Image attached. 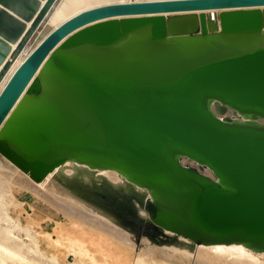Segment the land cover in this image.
Instances as JSON below:
<instances>
[{
	"label": "water",
	"instance_id": "water-1",
	"mask_svg": "<svg viewBox=\"0 0 264 264\" xmlns=\"http://www.w3.org/2000/svg\"><path fill=\"white\" fill-rule=\"evenodd\" d=\"M25 45L0 169L112 168L144 190L65 182L177 242L164 229L264 250V0H0V81Z\"/></svg>",
	"mask_w": 264,
	"mask_h": 264
},
{
	"label": "bare ground",
	"instance_id": "bare-ground-1",
	"mask_svg": "<svg viewBox=\"0 0 264 264\" xmlns=\"http://www.w3.org/2000/svg\"><path fill=\"white\" fill-rule=\"evenodd\" d=\"M41 2H43V0H41ZM201 10L204 12L217 11L216 9ZM192 11L198 12L199 10ZM25 24L27 26L29 21H26ZM56 25L57 23L53 26ZM9 46V51H11L10 49L15 46V42H11ZM28 50L29 46L25 45L20 49L18 55L14 57L0 81V88L17 64L27 54ZM8 54L9 52L4 55L0 62V67ZM38 70L39 69H36L33 73L28 83L14 101L10 110L18 103L20 98L27 93L30 82L38 75ZM10 110L8 112H10ZM67 175L75 177L76 175H79L85 181L88 178H92L91 175H94L97 178H101V180H108L116 185L123 181V184H129L132 188L135 186L139 190H144L142 187L131 184L115 169L90 167L85 163L73 159H65L62 163L54 166L48 171L45 176L39 180L40 182L38 181L39 184H37L41 187L38 188L39 194L37 196L40 197L41 200H45L53 209L52 213H42L45 217L44 221L49 222L48 224L51 225V228L47 227L46 224L39 226L41 224L38 223V221L31 219L29 213V215L25 214V216H21V221L23 223H21L20 227L23 229L24 227L28 229L34 228L33 235H29V243L8 236L0 227V250L16 258L24 257L25 255L27 257L26 259L31 260L32 262L29 264H97L99 261V255H93L89 252L102 253L109 259L117 258V261H120L119 259H121L123 263L125 262L124 264H128L127 262L130 263L129 256L131 251H133L130 250V248H133L131 244L133 238L129 236L127 231L123 230L118 225L113 219L114 217L111 218L108 214L96 207L86 204L74 191L62 186L63 183L60 180L67 179ZM12 184L21 185V183L16 180H13ZM31 196L33 200V195ZM32 200H25L27 201L24 203L26 204V207L27 203L32 202ZM27 209H29V207H27ZM57 210H60L61 212L59 213ZM0 214L3 215V212L0 211ZM15 215L20 219L19 211ZM53 229L62 235L63 238L56 240L55 238L57 236L53 233ZM164 230L168 235H174V237L180 242H192L188 237L167 229ZM53 236L55 237L54 239L52 238ZM193 243L195 245L193 250L187 248V246L181 247L183 248V251H181L180 248H171L168 250L165 248L140 249V254H138L140 261L137 263L148 262L150 260V263L156 264L158 263V257L161 256L166 258L168 255L175 254L177 257L180 255L178 257L179 259L189 261L191 264H264V250H254L237 242ZM28 245L29 247L31 246L35 248V255L27 253V251H29L27 248ZM87 247L89 249L88 251ZM5 255H0V264H22ZM141 259L145 261H142ZM107 261L109 262V260Z\"/></svg>",
	"mask_w": 264,
	"mask_h": 264
},
{
	"label": "rangeland",
	"instance_id": "rangeland-1",
	"mask_svg": "<svg viewBox=\"0 0 264 264\" xmlns=\"http://www.w3.org/2000/svg\"><path fill=\"white\" fill-rule=\"evenodd\" d=\"M0 174L4 177V181L0 182V211L3 212V215L0 214V227L2 230H4V232L8 236H11V237L15 238L16 240L21 239L22 241L29 243L28 238H29V235L30 236L33 235L34 228H31V229H28L25 227H24V229L21 228L20 225H21V223H23L21 221V216H25V214L29 213L30 215L29 214L28 215L31 219L38 221V223L41 224L39 226H43V224H46L47 227L51 228V225L48 224L49 222L44 221L45 217H44V215H42V213H44V212L46 214H49V212L52 213L53 209L45 200H41V198L37 196L39 194L38 188H41L40 185H37V184H39L38 182H32V181L29 182V180L24 179L23 177H21V175L16 174V172L5 171V170H3L2 167L0 169ZM91 176H92V178H88L85 181L79 175H76V177L72 176V175L71 176L67 175V177H68L67 179L60 180V181L64 184V185L62 184V186L66 187L69 190L74 191L76 193V195H78L80 198L83 199V200L81 199L83 202H85L86 204H88L90 206L96 207L97 209L108 214L111 218L114 217L113 219L118 223V225L123 230H125L129 233V236L133 238V241H131L133 248L132 249L130 248V250H133V251H131V254L129 256L130 263L127 262L128 264H153V263H150V260L147 262L143 259H141V260L145 261V262L137 263L140 261V258L138 257L139 256L138 254H140V249H144V248H150V249L151 248H153V249L165 248L166 250L171 249V248H180L181 251H183V248H181V247L187 246V248L193 250V248L195 247L193 242L185 243L184 241L183 242L179 241L180 242L179 243L176 240H173V239L169 238L168 236H165L161 231L157 230L154 227H150V226L141 227L138 220H136L137 216L135 215V213L132 212V210L130 208L113 207V206L108 204L110 209L114 211V212H112L111 210H108L107 207L106 208L104 206L102 207L99 204H97L96 202H94V200L98 199L94 194L89 193L90 198L87 199L84 196H82V194L79 192L81 194L80 195L78 193V190L72 184L69 185L65 182L66 180L68 181L71 179H75L79 183L89 184L90 189H93V190L96 189L95 185L101 181L107 182V183L113 185L114 187H120L123 190H127V189H133V190H138V191L142 190V189L141 190L137 189V187H135V186L132 188V186H130L129 184H123V181L116 185V184H113L112 182H110L108 180H101V178H97L94 175H91ZM13 180L20 182L21 185L12 184ZM22 190H27L31 193V195H33V200H32L33 203L32 202L27 203V207H29V209H27L26 204H24L27 201L21 200L17 197L18 194ZM103 204H107V203L104 202ZM33 208H36V209H33ZM16 209L20 212V219H18L15 215L16 213H18V211ZM31 212H32V214H31ZM57 212L60 213L61 211L57 210ZM140 212L145 214V212H143L142 209H140ZM48 225H50V226H48ZM163 232H165L168 235V233L165 230ZM53 233L57 236L56 238L53 236L52 237L53 239L55 238L56 240H59V239L63 238V236L60 235L54 229H53ZM74 239H77V238H74ZM27 248L29 250V251H27L28 254L31 253V254L35 255L36 251H35L34 247H31V246L29 247V245H28ZM88 250L89 249L87 247V251ZM89 253H91L93 255H95V254L99 255L98 256L99 261L97 262V264H124L125 263V262L123 263L121 261V259H119L120 261H117L118 260L117 258L116 259H109L108 257H105L104 254H102V253L101 254L98 252H96V253L89 252ZM0 255H5L7 257L15 259L16 261H18L19 263H22V264L32 263L31 260L26 259L27 257L25 255H24V257H20V258L17 257L16 258V257L10 256L6 252H2V250H0ZM171 255H168V257L166 256V258H163L161 256L158 257V259H157L158 263H156V264H171L173 262H174L173 264H191L189 261L179 259L178 257L180 255H178V257L175 254L172 256ZM68 256H70V255H68ZM107 260H109V262ZM168 262H170V263H168Z\"/></svg>",
	"mask_w": 264,
	"mask_h": 264
}]
</instances>
